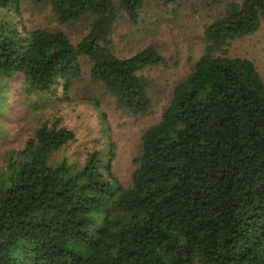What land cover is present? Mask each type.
<instances>
[{
  "label": "trees",
  "instance_id": "16d2710c",
  "mask_svg": "<svg viewBox=\"0 0 264 264\" xmlns=\"http://www.w3.org/2000/svg\"><path fill=\"white\" fill-rule=\"evenodd\" d=\"M60 23L90 18L73 43L64 31L0 21V94L68 90L91 77L135 113L150 107L140 72L166 59L153 46L113 50L121 11L137 22L143 0H36ZM164 4L177 0H161ZM21 0H0L20 18ZM264 0H233L204 32L205 51L174 91L162 120L142 137L132 185L112 171L114 152L84 163L52 152L73 130L43 122L0 171V264H264V81L252 60L225 55L257 32Z\"/></svg>",
  "mask_w": 264,
  "mask_h": 264
},
{
  "label": "rangeland",
  "instance_id": "374dc122",
  "mask_svg": "<svg viewBox=\"0 0 264 264\" xmlns=\"http://www.w3.org/2000/svg\"><path fill=\"white\" fill-rule=\"evenodd\" d=\"M233 0H143L137 22L121 11L111 38L119 57H129L153 46L166 59L165 64L149 66L140 73L149 81L150 107L145 113L130 111L109 93L101 81L91 77V61L81 57L82 74L72 87L61 84L50 90L24 93L17 82L0 94V171L7 166V154L21 150L45 121H59L76 134L74 141L52 152L50 163L64 158L72 164L84 163L88 154L114 152L112 171L125 187L132 185L138 167L136 157L142 137L162 120L175 88L194 70L205 51L204 32ZM240 1V0H237ZM19 18L14 8L0 7L2 19H21L31 29L64 31L78 43L90 30V18L60 23L47 3L21 0ZM225 55L253 61L264 81V18L260 29L231 41Z\"/></svg>",
  "mask_w": 264,
  "mask_h": 264
}]
</instances>
